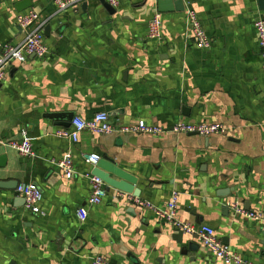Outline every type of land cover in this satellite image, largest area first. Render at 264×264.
Wrapping results in <instances>:
<instances>
[{"label": "crops", "instance_id": "crops-1", "mask_svg": "<svg viewBox=\"0 0 264 264\" xmlns=\"http://www.w3.org/2000/svg\"><path fill=\"white\" fill-rule=\"evenodd\" d=\"M19 1L0 0V43L23 39L16 17L32 9L46 20L49 51L12 63L0 83V155H6L0 182L11 184L0 187V264H92L94 256L109 264H223L195 237L130 205L118 196L127 192L106 181L103 200L88 204L91 168L83 157L91 152L109 158L102 171L130 194L163 206L177 191L182 220L211 226L241 258L264 264L260 222L229 208L237 200L245 210L264 212V73L253 26L264 17L258 0H183L184 10L160 13L161 41L147 35L156 0H120L112 14L100 0L59 13L50 0H30V8L17 11ZM186 9L211 38L208 49L189 35ZM98 111L115 125L143 120L170 128L183 120L221 123L227 132L82 131L76 142L55 135L70 125H62L63 114L89 119ZM24 138L34 157L5 145ZM67 155L74 164L70 179L53 162ZM28 182L42 191L44 215L26 210L15 192ZM82 206L84 221L76 216Z\"/></svg>", "mask_w": 264, "mask_h": 264}, {"label": "built area", "instance_id": "built-area-1", "mask_svg": "<svg viewBox=\"0 0 264 264\" xmlns=\"http://www.w3.org/2000/svg\"><path fill=\"white\" fill-rule=\"evenodd\" d=\"M56 8V13L65 11L69 8H76L88 0H50ZM120 0H106L112 7H117ZM185 19L187 22L189 35L199 48L208 49L211 46V38L207 35L194 11L186 9ZM16 22L24 31L23 39L13 45L11 43H0V83L6 77V68L14 62H22L27 56L32 55L39 58L44 57L48 53V47L44 42L43 28L46 20L34 10L19 12ZM253 26L257 34V42L259 47V58L261 69L264 73V17L259 16L255 19ZM162 20L158 12L152 16L148 24V37L161 41L162 36ZM82 131H90L96 134H160L163 132H171L174 134H196L202 137H208L214 134H225L227 127L221 123H205V122H186L179 120L170 128L148 124L140 120L134 125H115L111 122L109 114L105 111L96 112L91 118L85 119L74 116L70 121L68 128H59L55 131L57 137L69 139L73 142L78 140ZM15 150L19 155L24 157H34L33 144L30 140L24 138L22 140H12L5 142ZM85 163L91 168L101 159L98 153L91 152L83 157ZM63 176L67 179L72 178L74 174V164L72 158L67 155L63 158L53 161ZM90 183V194L88 204L95 205L100 203L107 193L104 181L91 174H87ZM15 192L24 200V207L36 215H44L41 206L43 194L40 187L33 182L19 183ZM118 196L125 199L130 205L143 210L151 211L158 222L170 226L173 230L179 231L195 237L199 243L211 253L215 260L223 264H253L252 262L241 258L236 252L220 240L214 228L207 224H193L182 220L178 214V197L179 193L173 191L171 196L163 206H158L152 202L145 200L137 195L119 192ZM229 208L235 215H240L248 220L260 222L261 229L264 231V212L245 210L237 200L229 202ZM76 216L80 221L87 218V209L82 206L76 210ZM92 264H109L103 256L92 257Z\"/></svg>", "mask_w": 264, "mask_h": 264}, {"label": "water", "instance_id": "water-1", "mask_svg": "<svg viewBox=\"0 0 264 264\" xmlns=\"http://www.w3.org/2000/svg\"><path fill=\"white\" fill-rule=\"evenodd\" d=\"M102 6L109 12V13H114L115 9L114 7H112L111 5H109L106 0H100ZM31 1L30 0H20L19 2H17L15 4V8L17 11H23L27 8L31 7ZM156 4H157V11L159 13H165V12H171V11H182L184 10V6H183V0H156ZM86 7V3L82 4V8ZM258 9L260 11L264 10V0H258ZM61 28L60 27L56 33L60 34L61 33ZM45 35H48L49 31H50V25H46L45 27ZM49 115L50 118L56 119L59 118L58 114H47ZM65 119V121H67L66 123L63 122L62 125L64 126H68L70 124V121L73 118V114H63L62 115ZM109 161V158H102L96 163V166L92 168L91 170V174L98 176L99 178H101L104 182L106 181L107 183L129 193L131 192V188H128L127 186H125L123 183L121 182H115L113 180H111L108 175L102 171V169H106L107 168V164L106 162ZM6 163V155L5 154H1L0 155V167H3ZM111 170L115 171L116 173H118L121 176L126 177V174H124L123 172H121L120 170H117L114 167H111ZM11 185L10 182H0V187L2 188H7V186ZM226 209H228V207H225ZM264 232V231H263ZM191 251H196L197 250V245L196 244H190L188 247Z\"/></svg>", "mask_w": 264, "mask_h": 264}]
</instances>
